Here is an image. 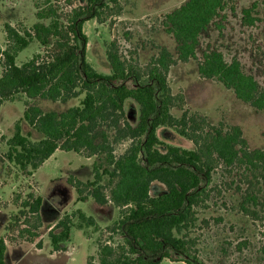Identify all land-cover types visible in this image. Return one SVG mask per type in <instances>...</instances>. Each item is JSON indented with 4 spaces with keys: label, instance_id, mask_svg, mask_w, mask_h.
I'll use <instances>...</instances> for the list:
<instances>
[{
    "label": "trees",
    "instance_id": "trees-1",
    "mask_svg": "<svg viewBox=\"0 0 264 264\" xmlns=\"http://www.w3.org/2000/svg\"><path fill=\"white\" fill-rule=\"evenodd\" d=\"M41 1L36 4L39 22L30 29L4 27L0 105L14 101L19 94L54 103L81 99L79 105L61 114L27 105L24 119L44 138L31 141L18 123L14 136L6 141L5 159L31 176L56 151L103 157L104 167L94 165L92 180L70 178L69 183L77 192V202L92 199L99 206L112 204L119 211L118 219L104 229L81 210L65 214L49 228L53 253L64 250L62 245L70 242L74 227L94 228L103 230L109 240L98 242V262L90 258L87 264H162L164 260L207 264L197 255L196 240L190 234L198 222V211L208 208L215 193L221 195L214 176L220 171L223 182L231 180L224 184L236 185L242 198L239 211L258 221L259 208H264V151L250 149L240 127L214 126L187 110L184 95L173 93L169 74L178 63L198 59L201 34L233 0H188L163 17L161 27L176 42L177 58L160 47L142 66L136 53L125 58L118 41H112L106 51L111 68L107 76L88 63L89 40L83 28L91 20L100 24L110 20L112 24L123 13L121 1L85 0L77 6L72 0ZM254 10L255 5L242 11L244 26L253 27L258 21ZM33 41L44 52L18 66L19 53ZM198 73L201 79L220 83L243 103L264 112V86L237 58L227 62L219 51H207L198 62ZM128 101L138 107L135 123L126 110ZM173 109L180 110L181 116H173ZM159 128L174 130L193 148L166 144L158 137ZM4 139L0 133V140ZM105 177L109 178L107 185L103 184ZM153 183L161 184L165 191L152 196ZM42 202V196L33 193L21 202L7 235L0 239V264H8L7 242L23 241L42 248ZM259 255L264 261V246Z\"/></svg>",
    "mask_w": 264,
    "mask_h": 264
},
{
    "label": "rangeland",
    "instance_id": "rangeland-1",
    "mask_svg": "<svg viewBox=\"0 0 264 264\" xmlns=\"http://www.w3.org/2000/svg\"><path fill=\"white\" fill-rule=\"evenodd\" d=\"M120 1L123 13L120 17L113 18L112 24L110 20L103 24L91 20L84 25L83 30L89 40L86 57L94 70L104 76L111 74L106 51L114 40L118 41L125 58L136 53L134 57L142 66L158 54L160 47L167 48L177 58V44L163 30L161 22L166 14L178 9L188 0ZM40 2L42 1L0 0V49L6 48V24L22 30L30 29L39 22L36 18V4ZM72 2L77 6L83 5L85 0ZM253 5V16L258 21L253 27L244 26L242 11ZM199 42L197 60L178 63L171 68L169 80L173 93L183 94L185 108L205 117L211 125L223 123L226 126L240 127L249 148L264 151V112H258L243 103L232 90L220 83L201 79L198 73V62L203 54L207 51H219L227 62L237 58L245 71L255 76L264 86V0H233L220 18L201 34ZM43 52L44 48L33 41L19 53L16 64L21 66L34 55ZM1 74L0 67V77ZM80 99L54 103L29 99L19 94L14 101L0 105V133L5 138L0 140V239L7 235L10 219L18 214L19 206L28 193L40 195L43 199L40 210L43 223L40 229L42 248L38 249L35 244L23 241L16 244L7 242L8 264H87L90 258L98 262V242L109 240L103 230L96 232L94 228L82 230L74 227L70 242L62 245L64 250L53 253L48 237L50 227L65 214H72L76 210L93 217L102 229L118 219L119 211L114 206L101 207L92 199L87 203L77 202V192L69 183L70 178L82 182L92 180L94 165L104 167L103 157L88 158L74 152L57 151L31 176H25L17 166L5 159L8 150L6 141L14 136L18 123L21 133L29 136L31 141L38 142L44 138L24 119L27 105L38 106L44 113L61 114L79 105ZM126 110L130 121L135 123L138 119L137 105L128 101ZM171 113L175 117L182 114L178 109H173ZM157 134L166 144L193 148L191 142L172 129L159 128ZM218 173L214 176L213 183L219 185L221 195L215 193L208 208L198 211V222L190 234L196 240L197 255L207 264H264L259 255L260 248L264 246V208H259L258 221L241 213L239 205L242 198L236 192V185L228 187L224 183L231 180L223 182ZM108 182L109 178L105 177L103 184L107 185ZM163 190L165 191L164 186L154 183L151 195L157 196ZM219 218L222 220H217ZM117 242V239L114 240V243ZM241 244L243 246L239 251ZM162 264L186 263L164 260Z\"/></svg>",
    "mask_w": 264,
    "mask_h": 264
},
{
    "label": "crops",
    "instance_id": "crops-1",
    "mask_svg": "<svg viewBox=\"0 0 264 264\" xmlns=\"http://www.w3.org/2000/svg\"><path fill=\"white\" fill-rule=\"evenodd\" d=\"M56 152H57V151H56ZM56 152H55V153H56ZM55 153H54V154H55ZM48 160H49V159H48ZM44 164H45V163H44ZM42 166H43V165H42ZM42 166H41L39 169H41ZM39 169H38V170H39ZM38 170H37V171H38ZM35 173H36V172H35ZM35 173H34V174H35ZM153 184H154V183H153ZM153 184H152V187H153ZM151 190H152V189H151ZM163 192H164V190H163ZM163 192H162V193H163ZM86 203H87V202H86ZM109 206H113V205H112V204H108V205H106V206H101V207H109ZM98 226H99V225H98Z\"/></svg>",
    "mask_w": 264,
    "mask_h": 264
}]
</instances>
